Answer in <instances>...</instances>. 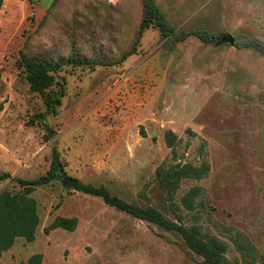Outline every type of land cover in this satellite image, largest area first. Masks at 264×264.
I'll return each instance as SVG.
<instances>
[{"label":"rangeland","instance_id":"374dc122","mask_svg":"<svg viewBox=\"0 0 264 264\" xmlns=\"http://www.w3.org/2000/svg\"><path fill=\"white\" fill-rule=\"evenodd\" d=\"M154 1L176 32L264 40V0ZM142 13L141 0H3L0 175L45 176L54 147L64 172L33 193L36 240L19 238L0 264H28L34 254L42 264H206L180 233L70 189L64 176L199 226L227 243L231 264H264V54L217 39H163L155 26L137 42ZM21 55L94 64L68 63L56 74L65 96L52 114L31 90ZM204 159L209 176L184 180L170 195L158 170ZM194 186L204 194L189 212L181 197ZM5 189L22 190L11 179L0 182ZM57 216L77 218L76 230L46 234ZM238 232L254 245L251 255L237 249Z\"/></svg>","mask_w":264,"mask_h":264},{"label":"trees","instance_id":"16d2710c","mask_svg":"<svg viewBox=\"0 0 264 264\" xmlns=\"http://www.w3.org/2000/svg\"><path fill=\"white\" fill-rule=\"evenodd\" d=\"M142 1V20L138 31L137 42H140L143 33L155 26L163 39L172 38L175 42H183L191 36L197 37L200 41L208 43L214 40V36L206 30H192L176 32L177 28L173 26L167 19L165 13L156 4L154 0ZM3 0H0V8ZM236 47L255 49L264 54V40L259 38H248L242 41L236 40ZM134 47L131 52L126 54L124 58L129 57L135 52ZM68 63L81 65H93L84 59H62L59 61L38 60L26 55H21L19 66L26 72V79L30 84L33 92H37L44 98V103L48 113L56 114L61 106L65 96L64 88L58 83L56 74L60 72ZM59 86V87H58ZM58 87V89H57ZM167 142L170 147L175 146V135L169 131L167 133ZM203 153V150L201 149ZM210 163L204 159L200 166L193 164H176L168 168L162 167L158 170L159 178L167 184L170 195H174L184 180L201 181L209 176ZM63 165L60 154L56 147L52 149V161L50 169L45 176H41L35 180L27 181L12 176L10 173L4 172L0 175V182L11 179L17 182L22 190L12 192L8 189L0 192V259L2 256L12 249L19 238L25 239L32 243L36 240L37 230L41 223L38 210V202L33 197V193L37 187L46 185L63 174ZM78 191L103 199L104 203L119 211L125 212L134 218L148 221L163 227L168 231H175L181 234L184 241L191 251L201 256L206 264H231L226 253L228 245L216 236L203 234L201 228L197 225L187 227L182 218L179 216L177 222L168 219L164 214L153 206H138L133 203L111 194L105 187H95L91 184H79ZM204 194V190L200 186H194L181 197L182 206L189 212L194 211L198 205V198ZM78 219L57 216L53 222L44 229L46 234H50L57 229H64L69 232L76 230ZM237 249L244 255H251L255 250L254 245L245 239L243 233L238 232L234 239ZM43 255L34 254L28 264H42Z\"/></svg>","mask_w":264,"mask_h":264},{"label":"water","instance_id":"95a60500","mask_svg":"<svg viewBox=\"0 0 264 264\" xmlns=\"http://www.w3.org/2000/svg\"><path fill=\"white\" fill-rule=\"evenodd\" d=\"M213 39H217V43H216L217 46L224 45V44L235 46L236 44V38L230 33L220 35L217 38L214 37ZM47 131L50 134V136L53 135V132L49 128H47ZM63 184L70 189H74L78 191L80 181L78 179H75L69 176H64Z\"/></svg>","mask_w":264,"mask_h":264}]
</instances>
